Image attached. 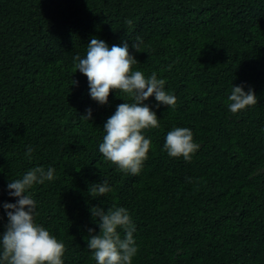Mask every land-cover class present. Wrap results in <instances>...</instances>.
Listing matches in <instances>:
<instances>
[{
    "label": "trees",
    "instance_id": "16d2710c",
    "mask_svg": "<svg viewBox=\"0 0 264 264\" xmlns=\"http://www.w3.org/2000/svg\"><path fill=\"white\" fill-rule=\"evenodd\" d=\"M137 37L133 70L164 79L177 107L145 101L160 127L144 130L152 145L132 176L99 152L107 119L132 101H93L74 57L92 38L111 47ZM240 85L258 102L233 114ZM89 108L90 121L80 117ZM176 127L200 145L191 162L163 149ZM38 166L56 178L29 190L35 223L66 246L64 264H96L87 240L100 232L97 206L128 210L133 264H264V0H41L33 11L0 0V234L2 205L16 203L8 183ZM104 181L112 190L90 195Z\"/></svg>",
    "mask_w": 264,
    "mask_h": 264
},
{
    "label": "clouds",
    "instance_id": "9594fccd",
    "mask_svg": "<svg viewBox=\"0 0 264 264\" xmlns=\"http://www.w3.org/2000/svg\"><path fill=\"white\" fill-rule=\"evenodd\" d=\"M131 24V21H127ZM142 41L137 37L136 42L124 41L122 45L113 44L109 47L106 42L92 38L87 45L86 56L79 54L74 57L77 72L87 77L90 97L100 105H107L109 96L115 92L126 94L131 103L124 102L117 106L116 111L104 124L103 142L99 152L115 165L119 171L132 176H138L148 159L152 142L143 135L144 130L158 129L159 118L155 111L145 103L154 97L158 106L163 105L175 110L177 98L165 91L164 79H158L153 72L151 76L133 66L139 64L131 50L139 53ZM131 47V50H130ZM78 86V81L74 80ZM245 85L233 86L228 97V107L233 113H239L257 104L254 90ZM80 116L90 121L92 110ZM200 145L194 142L193 132L188 128L176 127L169 131L163 145L169 157L183 158L191 162ZM33 149L28 146L26 155L31 158ZM55 169L35 167L27 171L22 178L8 183L9 196L16 203L2 205L7 214L6 230L0 234V264H64L63 257L66 246L57 240L43 226L35 223L36 201L30 189L34 185H42L53 181ZM191 182L189 178H186ZM112 189L107 181L92 184L90 195L105 196ZM92 217L97 218L100 229L96 234L89 229L87 248L91 250L96 264H133V258L138 253V247L133 238L136 226L128 210L124 207L90 208ZM121 232L125 235L122 238Z\"/></svg>",
    "mask_w": 264,
    "mask_h": 264
},
{
    "label": "rangeland",
    "instance_id": "374dc122",
    "mask_svg": "<svg viewBox=\"0 0 264 264\" xmlns=\"http://www.w3.org/2000/svg\"><path fill=\"white\" fill-rule=\"evenodd\" d=\"M28 11H33L40 6L41 0H25Z\"/></svg>",
    "mask_w": 264,
    "mask_h": 264
}]
</instances>
